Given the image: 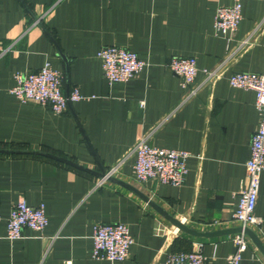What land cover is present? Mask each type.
<instances>
[{"label":"crops","instance_id":"crops-1","mask_svg":"<svg viewBox=\"0 0 264 264\" xmlns=\"http://www.w3.org/2000/svg\"><path fill=\"white\" fill-rule=\"evenodd\" d=\"M234 0H0V264H164L167 253L203 243L206 264H224L233 250V212L246 184L245 162L260 115L255 93L231 87L236 71L264 74V0H242L241 22L217 34L214 14ZM134 51L144 68L108 84L98 50ZM193 57L198 93L167 67ZM45 63L62 76L65 94L81 99L61 114L10 92L17 71ZM214 70L206 79L205 71ZM188 151L180 186L134 178L132 147ZM118 170L100 185V176ZM44 205L47 225L7 236L11 206ZM239 264H264V171ZM170 215L203 237L180 231ZM121 222L133 238L123 261L91 257L95 223Z\"/></svg>","mask_w":264,"mask_h":264},{"label":"built area","instance_id":"built-area-1","mask_svg":"<svg viewBox=\"0 0 264 264\" xmlns=\"http://www.w3.org/2000/svg\"><path fill=\"white\" fill-rule=\"evenodd\" d=\"M242 0H234L230 6L217 7L213 26L217 34L226 36L235 31L241 22ZM102 67V73L108 84L127 81L140 72L145 62L134 52L118 45H105L96 53ZM167 67L179 79L182 87L188 88L186 98L195 96L201 84L192 85L197 74L193 57L172 56ZM206 79L214 75V70L205 71ZM14 85L10 92L22 103L35 102L55 114H61L70 102L82 98L77 88L65 94L62 89L63 76L45 63L36 71H17L13 75ZM228 84L234 88L251 90L255 93V107L260 115L257 129L250 139V154L245 162L246 184L238 193V200L233 218L239 223L231 239L234 250L225 258L224 264H239L242 253L247 247L245 228L259 225L260 219L255 216L260 176L264 171V74L236 71L228 76ZM134 156L132 171L137 181L149 179L160 184L180 186L186 174L185 161L188 151L175 148L151 146L146 137H141L132 147ZM112 166L98 179L96 186L110 179L118 170ZM47 225V216L42 203L31 206L24 198H19L10 208L7 219V236L15 239L25 228L40 231ZM133 238L126 224L121 222L95 223L92 230L91 257L96 260L123 261L128 257ZM203 243L194 241L189 250L169 252L164 264H206L202 254ZM64 264H70L66 260Z\"/></svg>","mask_w":264,"mask_h":264},{"label":"water","instance_id":"water-1","mask_svg":"<svg viewBox=\"0 0 264 264\" xmlns=\"http://www.w3.org/2000/svg\"><path fill=\"white\" fill-rule=\"evenodd\" d=\"M167 219L170 221V223H172L174 226H176L180 231L185 232L189 235H193V236H203V237H210V236H217V235H221L223 234L225 231L224 230H218V231H212V232H198L195 229H192L188 226H186L184 223H182L179 219L174 218L170 215H166ZM241 228L237 227V228H233L231 229V231H227V232H236V231H240ZM244 231L252 236L253 233L248 229L245 228ZM226 233V232H225ZM257 245L259 246V248L264 252V247L263 245H261V243H259L258 241H256Z\"/></svg>","mask_w":264,"mask_h":264}]
</instances>
